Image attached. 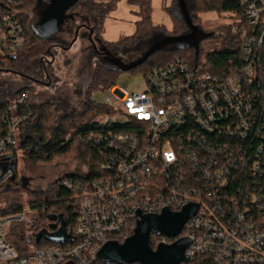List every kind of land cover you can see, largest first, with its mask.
<instances>
[{"label": "built area", "instance_id": "2783aa9c", "mask_svg": "<svg viewBox=\"0 0 264 264\" xmlns=\"http://www.w3.org/2000/svg\"><path fill=\"white\" fill-rule=\"evenodd\" d=\"M24 2L0 0L2 65L23 45ZM240 5L245 24L234 35L241 63L229 75L179 57L143 75L141 88L104 91L107 114L88 136L101 157L99 175L61 183L77 203L69 240L36 243L34 232L25 231L29 243L19 255L4 233L9 223L26 222L27 207L0 217V264H116L97 259L103 245L131 237L140 216L178 213L189 204L197 211L179 235L151 232L152 250L186 239L185 264H264V0ZM28 102V92L13 95L0 113V161L22 158ZM48 223H56L48 234L60 226ZM45 241L51 245L35 246Z\"/></svg>", "mask_w": 264, "mask_h": 264}, {"label": "trees", "instance_id": "16d2710c", "mask_svg": "<svg viewBox=\"0 0 264 264\" xmlns=\"http://www.w3.org/2000/svg\"><path fill=\"white\" fill-rule=\"evenodd\" d=\"M241 0H185L192 24L200 29V16L203 14L234 15L244 25ZM50 0H25L22 7L21 24L23 27V45L15 58L9 61L7 68L0 64V73L11 72L27 80V85L10 93L0 84V113L8 98L23 92L29 93V112L31 117L25 122L19 134V145L22 159L33 165L51 164L55 159L73 153L86 168V178L91 179L99 175L101 157L98 149L89 141L88 136L98 131L96 120L107 114L103 105L95 104L90 99L94 90L106 91L115 84L117 74L123 73L113 67L98 61L92 66L79 69L84 74L82 82L76 85L73 95L83 97L76 104L67 97L50 98L36 104L33 100V86L31 82H40V86L53 87L56 78L52 66L55 56L60 51H68L73 47L76 38L73 29L71 13L77 7L85 9L91 19L92 25L84 22L88 27L91 39L98 40L100 45L113 57L127 55L128 57H141L154 42L166 37H179L186 35L189 30L178 8L177 1L172 0L168 13L172 18L173 30L168 33L163 26L153 25L151 22V0H132L138 8V18L135 32L114 44H105L100 38L103 20L109 12L107 4L97 3L95 0H79L65 15L59 32L49 38L41 37L35 25L40 12L49 4ZM112 3V2H111ZM88 18V21H90ZM85 21V20H84ZM75 29V28H74ZM71 35L72 40H66L62 34ZM92 40V41H93ZM189 47H165L151 55L144 63L128 71L148 75L167 66L175 58L183 57L194 63L195 54ZM200 51L197 55L199 61ZM241 63V49L239 38L233 34H226L223 40V49L217 53H210L205 57L203 69L212 75L227 76ZM8 69V70H6ZM43 82V83H41ZM84 176L65 174L53 184L51 195L38 196L29 202L31 209L37 214L38 223L33 226L35 235L48 234L55 230L56 223L47 222V216L62 217L65 228L71 230L76 222L77 203L71 191L61 185L62 181H78ZM19 191L11 188L0 190V217L7 218L22 211V203L17 196ZM48 224V225H47ZM54 228L50 230V226ZM5 241L19 254L27 250L29 239L25 237L22 223L11 222L4 233ZM51 245L48 241L36 244V247Z\"/></svg>", "mask_w": 264, "mask_h": 264}, {"label": "rangeland", "instance_id": "374dc122", "mask_svg": "<svg viewBox=\"0 0 264 264\" xmlns=\"http://www.w3.org/2000/svg\"><path fill=\"white\" fill-rule=\"evenodd\" d=\"M172 0H151V22L156 26H163L168 33L173 30L172 18L168 13ZM110 7L107 12L102 28L99 33L101 40L105 44H114L119 40L131 37L135 32V25L138 18V8L132 3V0H117L107 4ZM75 20L73 22V35L76 27L91 23V19L85 9L76 8L74 11ZM72 17V14H71ZM88 18L90 21H88ZM200 30L204 35H212L210 38H204L199 41L198 51L199 65L203 66L205 57L210 53H217L223 49V40L226 34L235 33L236 29L241 26L240 21L234 15L224 14H203L200 17ZM85 20V21H84ZM88 26L89 28L91 27ZM75 28V29H74ZM85 32V34H84ZM71 35L62 34V37L67 41L72 40ZM88 29L81 30L73 47L68 51H59L55 56L52 66L53 75L56 78L53 87L33 86V100L36 104L49 100L50 98L67 97L73 102V105L83 97H75L73 95L76 85L82 82L84 74H81L79 69L85 68L91 64L94 65L95 61L102 64L112 66V59L103 54L102 47L98 40H93V45L96 47L97 53L94 54L93 46L88 38ZM198 40V39H197ZM195 49L193 51V55ZM123 64H130L137 58L128 57L127 55L116 57ZM8 62L5 61L4 67L7 68ZM115 84L120 87H127L134 89L136 83H139L140 88L144 83L143 75L140 73L123 72L117 74L115 77ZM27 80L16 77L9 73H2L0 75V84L4 85L5 89L11 94L20 87L27 85ZM43 83V82H41ZM92 102L104 106V91L94 90L90 93ZM16 164L18 174L28 179L29 183L25 186H10L7 184L6 179L11 167ZM86 168L79 159L73 154H68L64 157L55 159L51 164L33 165L27 160H23L20 156L16 160H2L0 161V190L11 188L19 191L17 196L20 198L22 208H30L31 213L27 215L26 222L23 223L24 230L33 232V226L38 223L37 214L31 209L29 202L33 201L38 196H49L52 194L53 184L61 176L65 174L85 175ZM28 223V224H27ZM50 224V223H48ZM47 224V225H48ZM53 226H50V230Z\"/></svg>", "mask_w": 264, "mask_h": 264}, {"label": "water", "instance_id": "95a60500", "mask_svg": "<svg viewBox=\"0 0 264 264\" xmlns=\"http://www.w3.org/2000/svg\"><path fill=\"white\" fill-rule=\"evenodd\" d=\"M79 0H50L49 4L40 12L39 20L35 28L36 32L43 38L49 39L55 36L65 18L66 13L78 3ZM177 8L188 27L189 32L179 37H166L151 44L149 48L130 64H123L121 61L110 55L104 47L101 51L104 55L112 59V66L120 72H128L138 65L144 63L155 52L175 45L176 47H189L195 49V65H197V55L199 41L204 38H210L212 35H204L203 32L195 27L189 17L185 0H176ZM92 31L90 30V35ZM90 40L91 37L89 36ZM198 39V40H197ZM92 41V40H91ZM93 49L96 47L91 42ZM105 65V64H104ZM108 66V65H107ZM16 167L13 165L12 170ZM197 206L189 204L178 213L163 210L159 215L140 216L136 223L134 233L123 243L110 241L102 246L97 254V259L103 262H112L116 264H185L184 253L189 246V241L179 239L170 245H159L154 251L150 247V234L152 231L160 232L167 238H174L181 232L185 223L190 220L196 213ZM59 228L51 234L40 233L36 235L35 241L39 243L42 239L50 242L63 244L69 239L66 235L65 224L61 216L57 217ZM56 217L47 216V222H53ZM54 228V227H53ZM66 264H73L68 262Z\"/></svg>", "mask_w": 264, "mask_h": 264}, {"label": "flooded vegetation", "instance_id": "af4514ba", "mask_svg": "<svg viewBox=\"0 0 264 264\" xmlns=\"http://www.w3.org/2000/svg\"><path fill=\"white\" fill-rule=\"evenodd\" d=\"M77 8H80V7H77ZM76 9V8H75ZM74 9V10H75ZM73 10V11H74ZM72 14V17L71 18H73V20H75V15H73L74 14V12H72L71 13ZM85 24V23H84ZM88 29V27L86 26V24L85 25H80L79 27H76V29H75V31H74V38H76L77 39V36L79 35V33H80V31L81 30H83V31H86ZM89 33V32H88ZM84 34H85V32H84ZM88 36H90L91 37V35L90 34H88ZM89 38V37H88ZM92 40V39H91ZM90 40V38H89V41H90V43L92 42ZM75 43V42H74ZM91 45H92V43H91ZM94 54H96L97 53V51H95L94 50V52H93ZM6 70H8V69H6ZM6 73H9V74H11V72H9V70H8V72H6ZM2 73H0V75H1ZM11 75H13V74H11ZM14 76H16V77H19V78H22V77H20L19 75H14ZM31 84L33 85V86H39L40 85V82H38V83H36V82H31ZM21 88V87H20ZM7 176V179H6V182H7V184H9L10 186H18V185H20V186H25V185H27L28 183H29V181H28V179H26L25 177H23V175L22 174H18L17 173V169L16 168H14L13 170H12V167H11V169H10V171H9V173H8V175H6Z\"/></svg>", "mask_w": 264, "mask_h": 264}]
</instances>
